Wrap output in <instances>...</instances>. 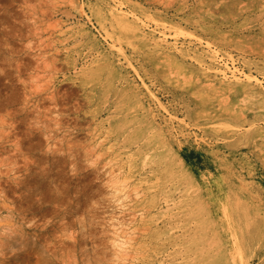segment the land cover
Listing matches in <instances>:
<instances>
[{
    "label": "rangeland",
    "instance_id": "374dc122",
    "mask_svg": "<svg viewBox=\"0 0 264 264\" xmlns=\"http://www.w3.org/2000/svg\"><path fill=\"white\" fill-rule=\"evenodd\" d=\"M0 264H264V0H0Z\"/></svg>",
    "mask_w": 264,
    "mask_h": 264
},
{
    "label": "bare ground",
    "instance_id": "6f19581e",
    "mask_svg": "<svg viewBox=\"0 0 264 264\" xmlns=\"http://www.w3.org/2000/svg\"><path fill=\"white\" fill-rule=\"evenodd\" d=\"M5 98H7V97H5ZM9 98V97H8ZM7 98V99H8ZM6 100V99H5ZM65 164V163H64ZM59 166V165H58ZM60 167V166H59ZM63 167V166H62ZM33 168V167H32ZM30 178V177H29ZM32 180V179H31ZM65 180H66V178H65ZM42 181V180H41ZM58 182V181H57ZM63 182H65V181H63ZM83 182V181H82ZM78 184H80V183H78ZM28 185V184H27ZM69 185V184H68ZM66 189V188H65ZM13 192V191H12ZM62 193H64V192H62ZM19 195V194H18ZM14 196V195H13ZM45 198V197H44ZM48 199H49V197H48ZM47 199V200H48ZM18 200V199H17ZM46 200V199H45ZM47 200H46V202H47ZM45 202V201H44ZM27 204V203H26ZM36 204V203H35ZM39 204H40V202H39ZM44 205H45V203H44ZM34 206V204L32 203V206H29V208H35V207H33ZM36 206V205H35ZM42 206H43V204H42ZM37 207V206H36ZM46 207V206H45ZM39 208H40V206H39ZM38 209V208H37ZM45 211H47L46 209H45ZM42 214V213H41ZM26 219V218H25ZM23 223H25V222H23ZM41 234H39L38 236H40ZM15 243V242H14ZM46 243V242H45ZM47 247V246H46ZM50 250V249H49Z\"/></svg>",
    "mask_w": 264,
    "mask_h": 264
}]
</instances>
